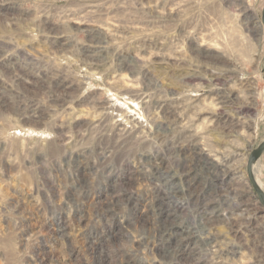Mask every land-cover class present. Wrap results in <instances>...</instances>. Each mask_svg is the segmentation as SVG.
Returning <instances> with one entry per match:
<instances>
[{
	"label": "rangeland",
	"instance_id": "374dc122",
	"mask_svg": "<svg viewBox=\"0 0 264 264\" xmlns=\"http://www.w3.org/2000/svg\"><path fill=\"white\" fill-rule=\"evenodd\" d=\"M263 8L0 0V264H264Z\"/></svg>",
	"mask_w": 264,
	"mask_h": 264
},
{
	"label": "bare ground",
	"instance_id": "6f19581e",
	"mask_svg": "<svg viewBox=\"0 0 264 264\" xmlns=\"http://www.w3.org/2000/svg\"><path fill=\"white\" fill-rule=\"evenodd\" d=\"M256 28H258L259 29V25H257L256 26ZM232 101V100H231ZM231 103V102H230ZM254 165V164H253ZM208 167H209V165H205V166H201V170L202 171H205L206 169L208 170ZM210 170V169H209ZM254 173H255V171H254V168H253V166H252V174L254 175ZM160 174V173H159ZM157 175H158V172L156 171V172H154L152 175H151V179H155L156 180V178H157ZM161 175V174H160ZM255 176V175H254ZM164 177V176H163ZM164 181V180H163ZM183 183H184V185H185V188H184V190H183V192L185 193V194H187V198L189 199V200H195V199H198L199 198V195L197 194V192L196 191H192V182H193V177L191 178V177H189V176H187V177H184L182 180H181ZM231 181H232V179H231ZM254 181H255V178H254ZM165 183V182H164ZM173 184L171 183V186H172ZM255 185L257 186V185H259L256 181H255ZM179 188V187H178ZM177 188V189H178ZM257 188H258V186H257ZM155 197V196H154ZM157 199H159V195L157 194V197H156ZM160 198H161V196H160ZM204 199H205V197H204ZM154 200V199H153ZM218 204H220L221 203V201L220 202H217ZM204 204V203H203ZM211 202H207L206 204H204V206H202L203 208H204V212H207L208 211V209H210L211 207ZM212 209L214 210L215 209V206L214 205H212ZM207 215V213H204V216H206ZM180 226V225H179ZM181 231H183V229H184V227H181V228H179ZM186 229V231L188 232V236H186V237H184V238H182V240H181V242L182 241H184V240H187V239H190L193 235H190V231H189V229L188 228H185ZM187 244L189 243V242H186Z\"/></svg>",
	"mask_w": 264,
	"mask_h": 264
},
{
	"label": "water",
	"instance_id": "95a60500",
	"mask_svg": "<svg viewBox=\"0 0 264 264\" xmlns=\"http://www.w3.org/2000/svg\"><path fill=\"white\" fill-rule=\"evenodd\" d=\"M261 24L264 27V8L261 12ZM262 81L264 82V74L262 76ZM264 152V141L258 145L257 149L251 151L247 158V175L249 178V181L251 183L252 188L254 189L255 193L257 194L258 201L261 203V205L264 207V195L261 192L260 188H257L255 185L254 181V175L252 174V166L255 162L258 161L259 157L263 154Z\"/></svg>",
	"mask_w": 264,
	"mask_h": 264
}]
</instances>
